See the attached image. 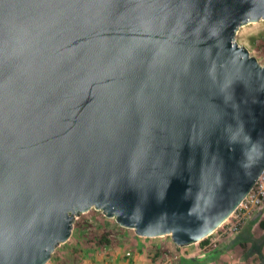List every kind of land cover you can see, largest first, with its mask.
<instances>
[{
  "label": "water",
  "instance_id": "95a60500",
  "mask_svg": "<svg viewBox=\"0 0 264 264\" xmlns=\"http://www.w3.org/2000/svg\"><path fill=\"white\" fill-rule=\"evenodd\" d=\"M264 0H0V264H47L100 210L208 237L264 170Z\"/></svg>",
  "mask_w": 264,
  "mask_h": 264
},
{
  "label": "rangeland",
  "instance_id": "374dc122",
  "mask_svg": "<svg viewBox=\"0 0 264 264\" xmlns=\"http://www.w3.org/2000/svg\"><path fill=\"white\" fill-rule=\"evenodd\" d=\"M236 40L264 64V20L240 27ZM262 222L264 210L259 214L255 211L237 233L220 236L217 230L210 237L218 239L217 246L203 251L200 243L178 246L171 235L138 236L93 208L76 218L70 239L57 247L47 264H162L165 253L180 264L182 258L193 259V264H264ZM257 249L261 254L255 252ZM129 250L130 257L125 255Z\"/></svg>",
  "mask_w": 264,
  "mask_h": 264
},
{
  "label": "built area",
  "instance_id": "2783aa9c",
  "mask_svg": "<svg viewBox=\"0 0 264 264\" xmlns=\"http://www.w3.org/2000/svg\"><path fill=\"white\" fill-rule=\"evenodd\" d=\"M264 210V170L257 179L254 187L242 200L238 207L233 213L208 237L204 238L203 242L200 243L201 250L207 251L217 246V238H210L215 232L220 231L219 235L224 236L230 233H237L249 218V216L256 211L257 214ZM125 255L130 257L132 252L129 250L125 252ZM162 264H180L176 257L165 253Z\"/></svg>",
  "mask_w": 264,
  "mask_h": 264
},
{
  "label": "trees",
  "instance_id": "16d2710c",
  "mask_svg": "<svg viewBox=\"0 0 264 264\" xmlns=\"http://www.w3.org/2000/svg\"><path fill=\"white\" fill-rule=\"evenodd\" d=\"M262 227L264 228V222L261 223ZM204 240H201L200 243H202ZM250 251H253L252 248L250 249ZM256 253H260L261 254V250H255ZM187 258H182L181 264H193L195 261L193 259L190 258V260H187Z\"/></svg>",
  "mask_w": 264,
  "mask_h": 264
},
{
  "label": "crops",
  "instance_id": "0c3cea01",
  "mask_svg": "<svg viewBox=\"0 0 264 264\" xmlns=\"http://www.w3.org/2000/svg\"><path fill=\"white\" fill-rule=\"evenodd\" d=\"M214 262H210L209 264H213Z\"/></svg>",
  "mask_w": 264,
  "mask_h": 264
}]
</instances>
